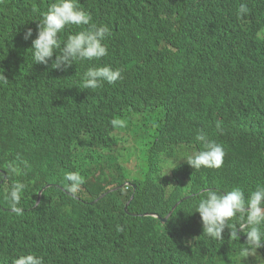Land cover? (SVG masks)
Segmentation results:
<instances>
[{"label":"trees","instance_id":"1","mask_svg":"<svg viewBox=\"0 0 264 264\" xmlns=\"http://www.w3.org/2000/svg\"><path fill=\"white\" fill-rule=\"evenodd\" d=\"M53 2L0 0V74L9 80L0 85V122L5 120L27 140H44L33 179L21 194L34 203L39 190L53 184L45 189L42 204L50 214L61 215L76 202V195L67 192L64 177L77 171L93 183L86 184L85 199L106 193L104 199L110 206L118 200L125 203L133 187L119 185L133 175L120 153V132L131 127L126 122L130 123L134 113L152 121L140 130L153 137L145 145L142 172L133 177L138 189L130 210L137 215L129 216L128 222L102 223L92 215L94 206L77 201L74 229L78 236L69 242L77 261L67 264H94L81 262L86 257L104 264L114 242L124 264H230L245 246L244 235L230 238L226 228L222 241L213 240L203 234L195 211L207 195L201 190L209 187V178L198 195L177 206L167 223L151 213L168 214L183 198L176 183L188 173L197 175L187 168L185 173L175 172L177 167L167 173L175 172L166 178L177 196L164 210L166 185L160 166L168 160V153L183 146L192 128L205 124L218 129L221 118L223 122L228 118L249 130L252 123L247 111L261 103L253 126L259 135L257 142H264V0H78L94 23L110 29L109 54L99 61L74 63L67 71L53 69L51 60L47 65L34 64L32 42L24 39L27 28L35 29ZM241 4L249 11L238 16ZM84 27L67 28L61 39ZM103 65L120 68L122 79L114 84L104 82L94 90L81 89L88 68ZM169 90L173 92L168 102ZM153 97L166 103L157 108ZM55 164L63 171H54ZM256 179L248 174L246 182ZM221 188L218 185L216 191ZM10 189L1 185L0 197H8ZM241 222L233 219L231 223L238 226ZM189 237L198 249L196 258L181 255L186 247H180V241ZM260 250L264 255V249Z\"/></svg>","mask_w":264,"mask_h":264},{"label":"clouds","instance_id":"2","mask_svg":"<svg viewBox=\"0 0 264 264\" xmlns=\"http://www.w3.org/2000/svg\"><path fill=\"white\" fill-rule=\"evenodd\" d=\"M248 11L247 5L241 4L237 15H246ZM37 21L35 29L28 27L24 32V39L32 42L30 49L34 64L47 65L51 60L53 69L67 71L74 63L99 61L109 54L106 40L111 36L110 29L106 25L94 23L91 13L80 8L78 0H55ZM71 26L86 27L61 39V34ZM197 78L200 81L199 75ZM121 79L120 68H113L111 65L90 67L83 74L79 87L94 90L104 82L114 84ZM8 82V78L3 73L0 74V85ZM172 92L173 90L168 91V102ZM153 99L157 108L166 103L154 97ZM185 100H189L187 95ZM18 109L21 110L20 105ZM260 113L261 103L247 111L246 117L252 123L249 130H244L239 122L228 118L225 122L221 118V125L217 123L218 129L205 124L196 130L192 128L191 134L194 132V135L190 134L176 152L168 153V160L160 166V176L166 185V190L162 192L164 210L169 209L177 196L166 177L173 176L180 170L185 173V168L197 175L188 173L182 182L176 183L179 186V196L183 198L175 202L168 214L154 212L151 213L152 216L167 223L177 206L198 195L200 187L209 178V187L201 190L207 192V195L199 200L195 211L200 215L203 234L213 240L222 241L220 239L227 232L226 228L230 229V238H241L244 235L245 246L232 256L230 264H264V255L260 250L264 249V142H257L259 135L253 126ZM130 122L131 127L125 130L132 128L145 142H137L127 153L120 151L126 157L125 165L132 170L133 175L119 185L121 188L133 187L129 200L125 203L118 200L110 206L104 199L106 193L87 200L83 197V192L86 184H93L91 179L77 171H70L64 179L68 181L67 192L76 195V202L61 215L50 214L42 204L45 189L53 184L41 188L34 203L21 194L24 185L30 184L33 179L37 152L44 140H27L15 133L5 120L0 122V186L11 188L8 197H0V264H67L77 261L69 242L78 236L74 229L78 202L88 207L94 206L95 213L92 212V215L102 223L128 222L129 216L137 215L130 210L138 189V183L133 177L141 174L143 152L148 148L145 145L153 140L149 133L140 128H144L145 124L152 125V121L144 116L137 118L133 113ZM165 124L163 116V126ZM101 165L96 163L98 168ZM175 167V172L168 175ZM52 169L63 171L59 164L52 166ZM248 174L257 176L258 179L249 184L246 182ZM193 183H198L199 186L193 188ZM218 185L222 187L220 192L216 191ZM116 189L118 187L110 191ZM165 217L167 220L163 221ZM233 219L243 222L233 226ZM114 244L107 258L103 259L104 264H124L122 255L114 250ZM179 245L186 247L182 257H186V254L198 257V249L192 238L182 239ZM88 261L101 264L92 257L81 260Z\"/></svg>","mask_w":264,"mask_h":264},{"label":"rangeland","instance_id":"3","mask_svg":"<svg viewBox=\"0 0 264 264\" xmlns=\"http://www.w3.org/2000/svg\"><path fill=\"white\" fill-rule=\"evenodd\" d=\"M126 125H131L126 122ZM120 136L122 137V147L124 153H127L130 148L137 145L138 143H144L145 139L141 137V135H136L131 129L123 130L120 132Z\"/></svg>","mask_w":264,"mask_h":264},{"label":"water","instance_id":"4","mask_svg":"<svg viewBox=\"0 0 264 264\" xmlns=\"http://www.w3.org/2000/svg\"><path fill=\"white\" fill-rule=\"evenodd\" d=\"M43 191V190H42ZM42 191L40 192V194L42 193ZM40 200V197H39V199H38V201ZM167 220V217H165L164 219H163V221H166Z\"/></svg>","mask_w":264,"mask_h":264}]
</instances>
